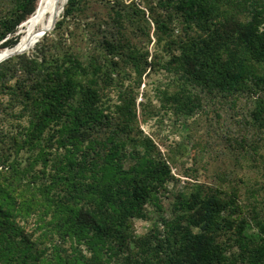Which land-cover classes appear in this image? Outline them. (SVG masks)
I'll use <instances>...</instances> for the list:
<instances>
[{
    "label": "trees",
    "instance_id": "obj_1",
    "mask_svg": "<svg viewBox=\"0 0 264 264\" xmlns=\"http://www.w3.org/2000/svg\"><path fill=\"white\" fill-rule=\"evenodd\" d=\"M104 1L107 18L92 46L52 52L64 27L93 2L67 0L53 35L42 36L44 46L5 60H15L11 70L0 66V81L11 71L33 110L19 145L29 149L26 161L14 158L0 170L7 179L0 186V264H264L262 200L243 214L235 191L197 183L187 194H171L169 160L151 139L135 135L138 114L154 112L152 99L183 124L194 114L219 117L244 99V125L263 137L234 141L249 147L248 155L258 153L264 0H153L146 9ZM38 3L14 1L0 18V48L18 42L19 25ZM129 158L134 162L125 167ZM255 194L258 200L264 189ZM154 212L150 228L137 234L135 220Z\"/></svg>",
    "mask_w": 264,
    "mask_h": 264
},
{
    "label": "rangeland",
    "instance_id": "obj_2",
    "mask_svg": "<svg viewBox=\"0 0 264 264\" xmlns=\"http://www.w3.org/2000/svg\"><path fill=\"white\" fill-rule=\"evenodd\" d=\"M14 1L0 0V18L12 8ZM94 1L88 3L81 15H75L68 26L64 27L62 37L60 40H55L56 46L52 52L63 53L72 48L73 50H84L85 47L93 45L92 42L96 38H93V32L99 24H103V19L107 18V11L103 5L105 1ZM123 1L127 4L130 2L139 4L146 9L147 3L153 0ZM62 13L63 10L57 20L61 18ZM145 17L149 19L148 11H145ZM49 18L50 16L47 20ZM29 20L24 23L23 27ZM54 25L55 23L48 25L40 38L37 35L32 46L23 52L5 58L0 62V66L8 64L11 66V70L15 60L7 62L5 60L23 53L32 55L36 50H39L46 43L48 37L45 36L53 31L49 32ZM21 26L22 24L19 25L15 33L18 38H20ZM44 32L46 35L43 34ZM43 35L45 36L42 38ZM52 35L49 34V37ZM5 48L7 47L0 48V51ZM11 74L13 73L10 71L8 73L9 80L5 83L0 81V162L3 161L0 170H5L14 158L21 163L26 161L29 149L27 146L19 148V145H25L22 144V135L29 126L30 120L33 119V110L28 103L29 100L20 93L16 77L14 75L11 77ZM155 78L156 75H152L144 79L148 86H141L138 89V101L142 97V88L147 89ZM26 80L28 78H24V81ZM34 96L37 95L34 94ZM152 104L155 105L153 114H138L135 135L151 139L154 152L160 153L161 157L169 160L172 172L176 177L168 187L171 194H187L198 183L210 185L212 188L216 187L228 195H232L235 191L237 205L240 210L244 211L243 214L248 213V207L254 201L262 200L261 205L264 207V196H257L258 200L253 199L255 193H260L264 189V146L256 155L250 156L245 152V148L248 152H252L249 147L245 146L241 149L236 143L238 140L234 141L235 138L240 139L241 136H245L248 140L263 137L261 133L252 135L253 130L248 125H244L242 119L246 118L245 115L248 113L244 99L238 102L235 109H228V106H225V112L219 117L216 114H194L186 120V124H183L176 115L166 113L165 109L160 108L161 104L156 99H152ZM131 162L133 163L134 160L127 159L124 161V166L129 167ZM6 183V175L0 174V186L4 187ZM172 198L169 194V198L163 199L165 211H170ZM35 212L34 216L37 217L41 211ZM234 214L238 215V213ZM157 216L158 214L154 212L147 219L135 220L134 230L136 233L144 234ZM28 228L32 227L28 226ZM249 230L254 232L251 227ZM226 236H222L220 240H226Z\"/></svg>",
    "mask_w": 264,
    "mask_h": 264
},
{
    "label": "bare ground",
    "instance_id": "obj_3",
    "mask_svg": "<svg viewBox=\"0 0 264 264\" xmlns=\"http://www.w3.org/2000/svg\"><path fill=\"white\" fill-rule=\"evenodd\" d=\"M66 1L67 0H39L29 22L21 29V31L19 30L20 38L18 42L14 46L5 48L0 52V62L13 54L23 52L27 50L29 46H32L33 42L37 39V35H39L40 38V35L46 27L56 22ZM53 6L57 7L56 11L47 21L48 13Z\"/></svg>",
    "mask_w": 264,
    "mask_h": 264
},
{
    "label": "water",
    "instance_id": "obj_4",
    "mask_svg": "<svg viewBox=\"0 0 264 264\" xmlns=\"http://www.w3.org/2000/svg\"><path fill=\"white\" fill-rule=\"evenodd\" d=\"M67 2V1H66ZM66 2H65V4H66ZM63 8H64V6L62 7V10H63ZM56 23V22H55ZM54 27H55V25H54ZM43 34H45V32L43 33Z\"/></svg>",
    "mask_w": 264,
    "mask_h": 264
}]
</instances>
